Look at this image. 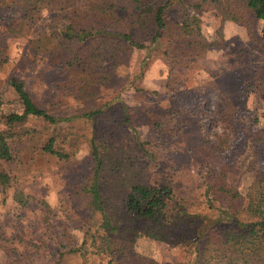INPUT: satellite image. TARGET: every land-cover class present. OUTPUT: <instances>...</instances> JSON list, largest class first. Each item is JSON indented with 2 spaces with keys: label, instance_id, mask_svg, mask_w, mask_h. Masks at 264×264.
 Masks as SVG:
<instances>
[{
  "label": "rangeland",
  "instance_id": "rangeland-1",
  "mask_svg": "<svg viewBox=\"0 0 264 264\" xmlns=\"http://www.w3.org/2000/svg\"><path fill=\"white\" fill-rule=\"evenodd\" d=\"M115 3L123 22L111 24L118 31L143 37L149 45L145 30L135 28L131 0ZM187 4V0L172 3L167 19L173 34L149 49L110 40L112 51H108L101 43L102 34L89 38L81 54L94 65L96 81L81 89L78 77L61 65L65 51L37 53L29 45L46 23L58 21L59 12L21 25V6L14 0H0V130L9 114L24 111L9 82L13 76L22 79L35 101L52 113L75 116L55 128L43 119L28 117L25 125L39 132L15 141L16 160L0 159V168L14 174L22 189L36 198L21 210L13 199L14 186L6 194L0 191V227L10 239L30 238L38 244L39 249L30 252L38 264L57 261L60 251L71 242L79 244L86 230L96 227L88 211L74 207L81 202L78 190L92 148L101 153L107 141L128 153L133 168L140 167L148 183L173 184L191 214L208 212L205 181L215 184L225 174L243 195L248 213L264 215V181L259 177L264 174V23L252 14L248 23L222 20L215 0H205L201 12ZM94 24L95 31L109 25L103 19H95ZM178 24L187 29L196 26V49L170 58L165 54L170 39L176 47L184 41L178 38ZM170 59L180 66L173 68ZM124 105L131 122L125 118ZM103 106L107 112L95 123L81 116L84 110ZM50 134L57 136L56 147L70 155L68 161L43 151ZM126 191L124 186L115 188L112 201L117 204ZM42 199L50 204V215L44 213ZM246 216L250 218L247 212ZM180 218L183 222L169 240L136 230L133 255L160 264L187 261L183 241L176 238L195 239V233L187 224L192 218ZM6 257L0 245V264ZM77 261L73 258L65 264Z\"/></svg>",
  "mask_w": 264,
  "mask_h": 264
},
{
  "label": "trees",
  "instance_id": "trees-1",
  "mask_svg": "<svg viewBox=\"0 0 264 264\" xmlns=\"http://www.w3.org/2000/svg\"><path fill=\"white\" fill-rule=\"evenodd\" d=\"M187 1V6L193 7L195 12L204 10L205 0ZM173 2L175 0H131L135 28L145 30L144 37L150 39L148 45L142 40L143 37L137 38L129 32L118 31L117 26L111 24L123 22L118 17V4L115 0H14L16 5L21 6V25L41 19L45 14L59 12L58 21L50 20L46 23L37 36L29 40V45L37 53L54 54L65 51L67 55L61 65L78 77L76 82L81 83V89L96 81L94 65L81 54V49L89 38L97 33L102 34L101 43H104L108 51H112L110 40L149 49L173 34V26L167 19V10ZM215 8L222 20L248 23V16L252 14L264 23V0H215ZM95 19H103L114 28L105 24L95 31ZM177 26L181 29L178 38L184 41L183 45L178 44L176 47V42L170 39L165 51L170 58L173 53L179 57L181 52L184 55L196 49V26L190 29L180 24ZM262 34L264 36V26ZM206 46L207 44L202 46V49H206ZM177 61L170 59L169 63L175 68L180 66ZM9 82L18 94L24 111L9 114L5 128L0 130V159L5 162L16 160L15 141L18 142L23 136L33 137L39 132L36 128L31 129L25 125L28 117L43 119L54 128L75 118L54 114L35 101L22 79L13 76ZM106 106L84 110L81 116L95 123L107 112ZM123 108L125 118L131 122L127 106L124 105ZM56 141L57 136L50 134L43 151L58 161H68L70 155L58 149ZM143 147L146 149L145 143ZM121 150L108 141L101 153L92 148L89 163L84 168V183L78 190L81 202L74 208L82 207L88 211L96 220V227H89L79 244L71 242L70 246L59 252V259L51 264H65L73 258L79 259L77 264H160L146 256L133 255L134 234L136 230H141L153 239L169 240L175 227L183 222L180 218L182 215L183 219L192 218L187 224L195 233V239L185 238L183 235L176 238L183 241L181 245L187 251L188 260L182 264H264V215L248 213L243 195L228 182L225 174L215 184L205 181L203 196L208 212L204 216L196 212L191 214L187 211L184 200L179 199L173 184L148 183L147 179L142 178L141 168L134 169L128 153ZM259 177L264 181V174ZM12 186L13 199L19 209L25 210L32 200H36L22 189L14 174L0 168V191L6 194ZM123 186L127 191L115 204L111 195L115 188L121 189ZM39 203L46 215L52 213V208L45 199ZM246 212L250 218L246 216ZM17 243L24 245V250L19 249ZM0 245L7 255L4 264H38L37 256L32 257L30 252L39 247L30 238L14 236V239H10L0 227ZM26 248L29 251L26 252Z\"/></svg>",
  "mask_w": 264,
  "mask_h": 264
}]
</instances>
